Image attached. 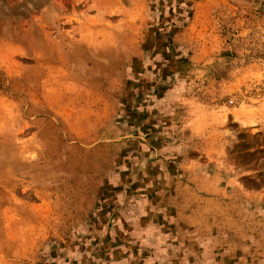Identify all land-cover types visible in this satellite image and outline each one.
Wrapping results in <instances>:
<instances>
[{
    "label": "rangeland",
    "instance_id": "obj_1",
    "mask_svg": "<svg viewBox=\"0 0 264 264\" xmlns=\"http://www.w3.org/2000/svg\"><path fill=\"white\" fill-rule=\"evenodd\" d=\"M147 59L179 86L165 143L132 128ZM260 145L264 0H0V264H145L141 194L167 264H264Z\"/></svg>",
    "mask_w": 264,
    "mask_h": 264
},
{
    "label": "crops",
    "instance_id": "obj_2",
    "mask_svg": "<svg viewBox=\"0 0 264 264\" xmlns=\"http://www.w3.org/2000/svg\"><path fill=\"white\" fill-rule=\"evenodd\" d=\"M161 53H163V51H161ZM172 54L173 53H171L170 55ZM160 58L156 57L155 59L160 60ZM149 60L145 62L144 72L147 73V75L150 76L152 75L153 77L151 78L149 76L148 78V80L151 79V81H153L150 82L149 84V87H152V89L149 92L148 91L143 92V95L145 96L146 99H144L143 97L144 100L141 101L142 103L140 102L141 105H139L138 109H136V111L132 113L130 117L132 118V124H133L132 128L134 129L135 133L139 135V137L144 136L149 138L150 137L149 135L154 136L153 134H155L157 130L159 132V130L162 129V132L159 133L160 135H158L157 133L155 134L157 140L156 141L154 140L152 142L163 143L164 140L160 139V136L162 137L164 135L163 129L167 128V125L172 124L170 122L171 120L170 118L172 117V113L175 112L173 110V104H174V100H177L175 93L178 92L177 87L179 86L178 84H176L174 90L173 82L169 84L163 82L165 83L164 85L158 82L157 77L161 74H164L165 68H163L162 65L160 66V68L159 67L157 68L154 65L155 67L151 69V62H149ZM179 60H180L179 58H176L174 56L173 59L169 60V62L173 61L170 65L176 66ZM154 62L156 63V61ZM159 63L160 64L166 63V61L165 60L159 61ZM173 69H175L173 72V76L174 73H176V77H178L177 74L179 71L175 67ZM157 83L159 90L155 89ZM146 93L148 95H146ZM148 157L151 156H147V158ZM141 195L142 196H137L133 199L128 198L124 201L125 204L124 208L126 209L125 212L128 214L126 215V217H123L122 219L125 220V222H127L128 230H131L132 233L135 232V238H136V239L131 238V240L135 239V242L130 241L129 245L134 244L135 246H138L137 248L140 249L139 251H141V254L145 255L146 257V261H144L145 264H167L166 263L167 255H169V253L165 249H168L169 246L172 244L171 235L175 236L176 232H178V228L176 225L177 223L175 222V225H171L168 224L167 222H162V221H158L155 218H151L153 216L151 217L147 216L148 213L150 212L148 210V208L150 207V202L149 199L144 198L145 197L144 194ZM99 227L100 226H98L97 228ZM106 231H109V229L105 230V233ZM99 232L101 234H96L95 239L97 238V240H100V242H102L103 238L105 237V233L104 230L102 229H99ZM98 242L99 241H97V243L95 242L96 244L94 243L95 248L97 246L100 249L103 248V254L107 253L109 255L107 258L104 257L100 258L99 262H97L96 260H91L90 263L87 262L88 258H85L87 253L86 250L84 251L82 248L81 251H79L80 247H74L70 251L73 254L80 253V255L82 256V259L77 261V263L75 264H128L126 259H122V260L113 259L110 256L112 255L111 250L108 248L105 249V245H104L105 241L103 243H98ZM87 245L88 244H86V246Z\"/></svg>",
    "mask_w": 264,
    "mask_h": 264
},
{
    "label": "flooded vegetation",
    "instance_id": "obj_3",
    "mask_svg": "<svg viewBox=\"0 0 264 264\" xmlns=\"http://www.w3.org/2000/svg\"><path fill=\"white\" fill-rule=\"evenodd\" d=\"M259 148H264V145H260ZM263 154H264V150H263ZM262 160H264V156L262 157Z\"/></svg>",
    "mask_w": 264,
    "mask_h": 264
}]
</instances>
